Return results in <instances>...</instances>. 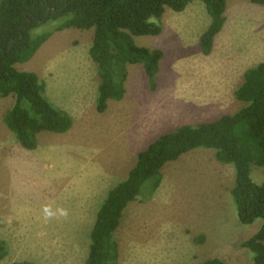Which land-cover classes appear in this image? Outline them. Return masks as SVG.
Masks as SVG:
<instances>
[{
    "label": "rangeland",
    "instance_id": "rangeland-1",
    "mask_svg": "<svg viewBox=\"0 0 264 264\" xmlns=\"http://www.w3.org/2000/svg\"><path fill=\"white\" fill-rule=\"evenodd\" d=\"M162 22L161 34L135 38L164 52L157 87L150 89L141 64L130 65L124 97L110 99L104 111L97 109L100 77L90 55L94 29L53 32L16 65L38 74L73 124L64 133L42 131L36 148H24L4 121L14 97L0 96V239L8 247L0 264H84L98 208L140 151L180 125L244 105L236 89L246 69L264 62V4L227 0L209 55L199 46L211 22L202 0L183 11L166 7ZM253 177L263 181L264 167H254ZM233 184V165L220 162L215 149L195 148L168 162L154 193L124 211L116 233L120 264H251L241 242L261 220L239 221Z\"/></svg>",
    "mask_w": 264,
    "mask_h": 264
},
{
    "label": "trees",
    "instance_id": "trees-1",
    "mask_svg": "<svg viewBox=\"0 0 264 264\" xmlns=\"http://www.w3.org/2000/svg\"><path fill=\"white\" fill-rule=\"evenodd\" d=\"M191 1L0 0V96L14 97L4 121L20 145L34 149L40 132L64 133L73 124L70 113L49 100L45 82L38 74L16 66L30 60L53 32L94 29L90 55L100 77L97 109L104 111L110 99L124 97L130 65L141 64L150 89L157 87L164 52L139 45L135 38L161 34L166 7L183 11ZM202 1L211 22L201 34L199 46L203 54L209 55L225 25L227 0ZM250 1L264 4V0ZM236 96L244 102L236 112L207 122L180 125L158 136L137 154L127 177L108 190L98 208L84 264H120L116 233L127 206L154 193L168 162L200 147L215 149L220 162L233 165L231 195L239 221L250 225L261 220L259 229L242 240L241 246L252 252L251 264H264V180L253 177L254 167H264V62L246 69ZM7 254L8 247L0 239V259ZM204 264L224 263L214 258Z\"/></svg>",
    "mask_w": 264,
    "mask_h": 264
},
{
    "label": "clouds",
    "instance_id": "clouds-1",
    "mask_svg": "<svg viewBox=\"0 0 264 264\" xmlns=\"http://www.w3.org/2000/svg\"><path fill=\"white\" fill-rule=\"evenodd\" d=\"M45 211L48 212V209L46 208ZM48 214H51V213L49 212Z\"/></svg>",
    "mask_w": 264,
    "mask_h": 264
}]
</instances>
